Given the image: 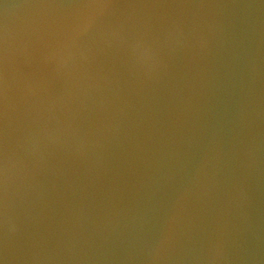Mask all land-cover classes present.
Listing matches in <instances>:
<instances>
[{
    "label": "water",
    "instance_id": "obj_1",
    "mask_svg": "<svg viewBox=\"0 0 264 264\" xmlns=\"http://www.w3.org/2000/svg\"><path fill=\"white\" fill-rule=\"evenodd\" d=\"M0 264H264V0H0Z\"/></svg>",
    "mask_w": 264,
    "mask_h": 264
},
{
    "label": "snow or ice",
    "instance_id": "obj_2",
    "mask_svg": "<svg viewBox=\"0 0 264 264\" xmlns=\"http://www.w3.org/2000/svg\"><path fill=\"white\" fill-rule=\"evenodd\" d=\"M89 23H90V20H85L83 25L81 26V30H85Z\"/></svg>",
    "mask_w": 264,
    "mask_h": 264
}]
</instances>
